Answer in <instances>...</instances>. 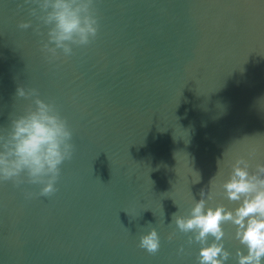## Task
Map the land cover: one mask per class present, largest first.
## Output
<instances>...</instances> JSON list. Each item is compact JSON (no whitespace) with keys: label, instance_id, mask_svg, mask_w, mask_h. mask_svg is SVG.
Returning <instances> with one entry per match:
<instances>
[{"label":"water","instance_id":"water-1","mask_svg":"<svg viewBox=\"0 0 264 264\" xmlns=\"http://www.w3.org/2000/svg\"><path fill=\"white\" fill-rule=\"evenodd\" d=\"M20 4L0 0V132L32 103L17 87L35 88L75 151L51 197L0 181V264H198L173 213L222 192L237 157L264 164V0H94L95 40L52 62ZM220 203L235 207L220 194L208 206ZM153 227L154 255L139 247ZM224 230L237 264L246 249Z\"/></svg>","mask_w":264,"mask_h":264},{"label":"clouds","instance_id":"clouds-1","mask_svg":"<svg viewBox=\"0 0 264 264\" xmlns=\"http://www.w3.org/2000/svg\"><path fill=\"white\" fill-rule=\"evenodd\" d=\"M24 4L34 5L28 11L39 21L34 29L37 35L44 34L40 31L42 26L47 28V41L42 42L41 51L49 62L59 59L60 53L71 56L74 46L90 45L97 37L99 23L94 0H24ZM31 26V21L18 24L20 29ZM16 96L33 99L23 114L11 118L10 125L0 132V181H11L15 187L24 183L41 185L39 196L51 197L58 191L61 165L73 158V132L56 104L42 100L37 89L26 90L21 85ZM255 154L252 150L249 159L239 156L228 164V179L219 184L222 192L206 194L201 190V199L193 197L195 203L188 215L173 213L172 221L179 231L192 234L188 243L200 246L198 264H226L229 260L231 253L223 243L225 224L234 227L235 239L246 249V254L237 249V264H264V164L257 163L255 170L250 171V160ZM222 160L218 161L216 175ZM217 194L235 207L222 203L208 206ZM32 195L25 193L26 198ZM139 247L153 255L159 251L160 237L154 227L140 236ZM183 250L181 247L180 252Z\"/></svg>","mask_w":264,"mask_h":264}]
</instances>
